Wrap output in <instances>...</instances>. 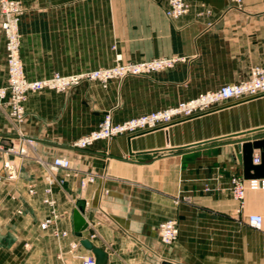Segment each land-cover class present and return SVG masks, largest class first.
Here are the masks:
<instances>
[{
    "label": "crops",
    "instance_id": "obj_1",
    "mask_svg": "<svg viewBox=\"0 0 264 264\" xmlns=\"http://www.w3.org/2000/svg\"><path fill=\"white\" fill-rule=\"evenodd\" d=\"M18 1L24 7L19 34L29 80L108 68L118 58L187 61L107 88L83 82L65 93L28 96L23 128L34 140L32 157L67 156L73 170L62 187L54 186L59 217L47 231L40 229L50 214L43 202L47 185L35 160L23 163L18 182L0 186V264H80L76 256L94 255L82 245L71 250V243H80L73 220L79 200L86 201L83 238L107 253L106 264H264V221L261 230L248 223L251 215L264 219V190L247 191L242 206L230 190L232 176L245 178L236 146L264 139V95L221 104L166 130L120 135L85 150L73 147L108 113L119 124L264 69V0H243L240 8L229 0H187L190 12L178 20L166 15L168 0ZM7 80L0 17V87ZM15 137V123L0 109L2 143L8 146ZM3 159L0 154V166ZM87 176L95 180L82 189L80 180ZM32 185L36 195L29 194ZM167 220L180 229L170 246L157 231ZM55 228L67 236H55Z\"/></svg>",
    "mask_w": 264,
    "mask_h": 264
},
{
    "label": "built area",
    "instance_id": "obj_2",
    "mask_svg": "<svg viewBox=\"0 0 264 264\" xmlns=\"http://www.w3.org/2000/svg\"><path fill=\"white\" fill-rule=\"evenodd\" d=\"M230 4L240 8L243 0H229ZM169 8L166 15L173 20H178L190 12V5L187 0H168ZM24 14L23 4L18 0H0V17L2 18V30L6 39L7 72L8 80L4 87H0V109L5 111L7 117L16 125L15 141L6 146L0 139V154L4 156L0 166V186L13 185L21 177L23 163L28 160H35L44 169V182L47 187L44 190L43 202L50 208L49 216L40 224L41 231L54 228L58 217L57 202L54 197V186H63L69 172H72V161L67 156H56L51 161L41 157L33 158L34 140L29 138L23 126L26 123L27 115L25 103L30 94H36L45 90L56 93H65L83 82H98L102 87L107 88L112 81H122L129 77H146L152 74L172 70L178 64L187 61L186 57H160L141 62H123L120 58L114 66L101 68L93 71H86L74 75H61L55 73L50 77L41 80H29L26 77L21 57V36L19 25ZM264 95V69L253 68L248 79L237 84L223 85L214 91L199 94L188 101L178 103L176 106L155 111L139 117L131 118L125 122L115 124L111 113L105 115L97 129L77 140L73 147L85 150L100 141H110L120 135H137L168 129L175 123L190 120L211 112L215 107L231 102L242 101L249 98H257ZM254 163L260 164V156L254 157ZM65 172L63 177L60 173ZM93 176H87L80 180V186L85 189L89 183L94 182ZM208 190V189H207ZM230 190L235 200L243 205L247 191L264 190V179H245L243 176L234 175L230 180ZM30 195H36L34 185L29 188ZM13 199H16L14 196ZM183 200L190 202L189 197ZM181 199H177V202ZM17 214L22 215L23 210L18 209ZM263 217L255 214L249 217L248 223L254 230H261ZM158 234L165 246L174 244L180 234L177 221L167 220L158 227ZM54 235L60 238L67 236L66 231L57 228ZM71 250L77 251L81 244L71 243ZM80 264H98L94 255L76 256Z\"/></svg>",
    "mask_w": 264,
    "mask_h": 264
},
{
    "label": "water",
    "instance_id": "obj_3",
    "mask_svg": "<svg viewBox=\"0 0 264 264\" xmlns=\"http://www.w3.org/2000/svg\"><path fill=\"white\" fill-rule=\"evenodd\" d=\"M236 152L239 154V159L244 164L245 179H264V139H255L250 142H245L236 146ZM260 151V164L254 163V151ZM86 201L79 200L76 204V210L73 214L74 231L80 239L82 247L93 253L98 264H106L107 253L96 247L90 240L83 238V232L87 228V223L84 218Z\"/></svg>",
    "mask_w": 264,
    "mask_h": 264
},
{
    "label": "rangeland",
    "instance_id": "obj_4",
    "mask_svg": "<svg viewBox=\"0 0 264 264\" xmlns=\"http://www.w3.org/2000/svg\"><path fill=\"white\" fill-rule=\"evenodd\" d=\"M49 91H51V90H49ZM54 92V91H53ZM56 93V92H55ZM59 94V93H58Z\"/></svg>",
    "mask_w": 264,
    "mask_h": 264
}]
</instances>
